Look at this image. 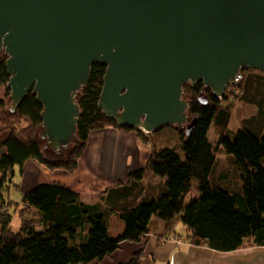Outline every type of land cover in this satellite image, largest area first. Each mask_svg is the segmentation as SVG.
<instances>
[{
  "label": "trees",
  "instance_id": "obj_1",
  "mask_svg": "<svg viewBox=\"0 0 264 264\" xmlns=\"http://www.w3.org/2000/svg\"><path fill=\"white\" fill-rule=\"evenodd\" d=\"M105 68V64H92L89 80L77 95L80 115L76 142L60 157L46 155L56 152L41 148L38 142L43 108L34 94L29 92L14 112L5 106L11 102L6 85L9 75L5 61L0 62V84L6 89L5 99L0 100V134L7 133L0 142L4 148L0 155V264L101 261L123 241L145 238L153 216L169 223L178 218L189 243L218 252L264 246V112L260 109L245 120L232 137L226 134L232 117L229 90L234 86L237 90L232 98L245 94L242 82L246 69L241 72L242 79L231 84L220 99L201 81L184 84L188 122L194 120V126L189 134L185 127H175L179 140L174 146L153 144L145 166L128 175L130 182L108 189L95 202H87L61 182L39 184L22 196L20 226L18 231L11 230L7 206L13 202L5 200L3 189L12 181L15 166L22 167L33 159L48 170L73 173L92 130L113 127L144 137L140 130L117 127L98 107ZM210 129L216 136L212 140ZM220 148L227 154L223 158L234 164L240 184L209 181L212 170L214 177H228V168L222 159H216ZM147 174L162 182L154 188L145 181ZM114 214L124 223L118 236L110 233L109 219ZM143 256L142 250L136 251L121 264H141Z\"/></svg>",
  "mask_w": 264,
  "mask_h": 264
},
{
  "label": "water",
  "instance_id": "obj_2",
  "mask_svg": "<svg viewBox=\"0 0 264 264\" xmlns=\"http://www.w3.org/2000/svg\"><path fill=\"white\" fill-rule=\"evenodd\" d=\"M2 54L10 112L34 94L58 156L76 142L93 63L106 65L98 107L117 127L189 134L184 84L220 99L240 71L264 72V0H0Z\"/></svg>",
  "mask_w": 264,
  "mask_h": 264
},
{
  "label": "crops",
  "instance_id": "obj_3",
  "mask_svg": "<svg viewBox=\"0 0 264 264\" xmlns=\"http://www.w3.org/2000/svg\"><path fill=\"white\" fill-rule=\"evenodd\" d=\"M147 151L132 132L124 133L113 127L92 130L84 153L79 159L78 168L71 174L62 171L51 172L30 159L29 165L25 166L28 160L25 161V169L37 173L31 180L35 182L27 188L57 181L78 193L87 202H95L108 189L130 182L128 175L145 166L148 160ZM40 172L42 174H38ZM153 177L148 175L149 182H153ZM160 182L162 180L157 177L153 187L156 188ZM110 222L113 227H117L116 232ZM109 225L112 236H118L124 229V223L115 214L110 216ZM139 250H143L145 255L141 264H152L151 258L167 261V264H264V246L218 252L205 246H178L175 240L170 239L157 245L153 235H147L140 243L123 241L111 257H105L98 264L126 262Z\"/></svg>",
  "mask_w": 264,
  "mask_h": 264
},
{
  "label": "rangeland",
  "instance_id": "obj_4",
  "mask_svg": "<svg viewBox=\"0 0 264 264\" xmlns=\"http://www.w3.org/2000/svg\"><path fill=\"white\" fill-rule=\"evenodd\" d=\"M246 74L247 75H246L244 81L242 82V88L245 91V94L239 98L238 97L235 98L236 96H234V98H232L233 95L231 96L229 93V96L231 98L230 99L231 105H232V117H231L230 123L227 127L226 134L229 135L230 137H232L235 134L236 130L241 125L244 124L245 120L250 119L252 117V115H256L260 111V109H262V112H264V81H263L264 72L256 70V69H246ZM246 85H247V88L244 89V86H246ZM234 88H235V86H234ZM234 88H232V89H234ZM5 95H6L5 86L3 84H0V100H2V98L5 99ZM5 104L4 105L7 107L10 106L7 103H5ZM0 116H1V112H0ZM183 127L186 128V125ZM104 128H106V127H104ZM6 136H7V133L2 132L0 134V142H2V140ZM208 136H209V139H211V140L216 138L215 133L213 132L212 129H210ZM37 139H38V142H39L41 148H45V139L41 137L40 132H38ZM137 139H138L140 145L144 149L148 150L147 151L148 156H149V153L151 151L153 144L154 145L174 146L178 143V140H179L175 127L171 126V125H165V126L161 127L159 130H157L155 133L149 134V135L144 134L143 138L140 137ZM71 146H72V144L65 151L60 152L59 156L60 157L65 156L67 154L66 152L69 150V148H71ZM179 153L182 155V153L180 151H179ZM46 155L58 156V154H51L49 152H46ZM226 155L227 154L224 152V150L222 148H220L219 150H217L216 159H217V161L222 159V165L224 167H227L229 170L228 171V177L227 176L226 177H214L215 170H212L211 174L209 175V181L214 183V184H222V183L227 184V180H230L233 185H236V182L240 184L239 179L234 174L233 168H235V166L233 163H229L228 159H225ZM223 156L225 158H223ZM31 160L34 161L38 166H41L37 161L30 159V161ZM30 161L28 159V162H27L28 164H26L25 166L29 165ZM25 166L23 164L22 167H20V166L14 167L15 173L12 176V181L9 182L7 184V187L5 186L3 189V196H4L5 200L13 202V204H10L9 206H7V211L11 215L9 226H10L11 230H13V231H18L19 226H20L19 210H20V207L22 206V205H20L22 196L25 193H27L28 191H30L32 188H34L35 186L38 185V184H36L32 187L27 188L28 186H30V184L35 182V180H33V182L31 180H32V178H34V176L37 175V173L35 171H33V172L28 171V169L26 170ZM41 167H43V166H41ZM55 171L61 172L62 170L56 169V170H53L51 172H55ZM62 172H64V171H62ZM65 173H67V172H65ZM38 174H42V172H40ZM67 174H71V173H67ZM148 175L149 174H147L145 181H149ZM156 178L157 177L154 176L153 182L152 183L150 182V184L153 185L156 182ZM14 203H18L19 206L18 205L16 206V204H14ZM30 211L31 210L27 211L26 216H29ZM263 217H264V213H263ZM153 221H155V222H153ZM112 222H110L111 226L113 228V231L116 232L117 227L116 226L113 227ZM147 235H153V238H155L157 241V245L162 244L163 242H166L167 239H170V240H175V243L178 246L184 245V244L186 246H189V247L190 246H196L192 243H189L188 240L186 239L185 228L182 225V223L179 221L178 218L172 220L171 223H169V221H164L162 219L157 218L156 216H153L152 221L149 223V231L147 232L146 236ZM158 236H161L160 240H158ZM143 240H144V238L141 241H139V243L142 242ZM147 255L149 256V254H147ZM111 256H108V257H111ZM144 256L142 259H144ZM153 257H155V256H153ZM150 258H151V256H150ZM156 260L157 259H154V258L152 260V258H151L152 264H167L166 263L167 261H163L161 259L157 260V261ZM99 262L100 261H96V263L91 262L90 264H98Z\"/></svg>",
  "mask_w": 264,
  "mask_h": 264
},
{
  "label": "built area",
  "instance_id": "obj_5",
  "mask_svg": "<svg viewBox=\"0 0 264 264\" xmlns=\"http://www.w3.org/2000/svg\"><path fill=\"white\" fill-rule=\"evenodd\" d=\"M242 71H240L237 75H235V77L232 79V81L230 82V84L228 85L227 89H229L230 85H236L241 79H242ZM226 89V90H227ZM229 93H231L232 95L237 94V90H233L232 88H230ZM221 98V97H220Z\"/></svg>",
  "mask_w": 264,
  "mask_h": 264
},
{
  "label": "flooded vegetation",
  "instance_id": "obj_6",
  "mask_svg": "<svg viewBox=\"0 0 264 264\" xmlns=\"http://www.w3.org/2000/svg\"><path fill=\"white\" fill-rule=\"evenodd\" d=\"M5 56L2 54L1 57H0V62H2V60L5 61ZM46 142H47V139H45V146H46Z\"/></svg>",
  "mask_w": 264,
  "mask_h": 264
}]
</instances>
